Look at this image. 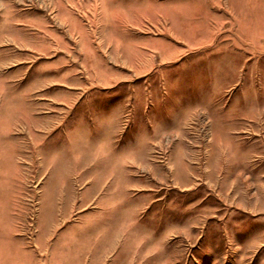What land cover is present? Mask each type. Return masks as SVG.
Segmentation results:
<instances>
[{
    "label": "rangeland",
    "instance_id": "374dc122",
    "mask_svg": "<svg viewBox=\"0 0 264 264\" xmlns=\"http://www.w3.org/2000/svg\"><path fill=\"white\" fill-rule=\"evenodd\" d=\"M141 259L264 264V0H0V264Z\"/></svg>",
    "mask_w": 264,
    "mask_h": 264
},
{
    "label": "crops",
    "instance_id": "0c3cea01",
    "mask_svg": "<svg viewBox=\"0 0 264 264\" xmlns=\"http://www.w3.org/2000/svg\"><path fill=\"white\" fill-rule=\"evenodd\" d=\"M125 78V77H124ZM152 199V201L156 200V197L153 195H151L150 200ZM150 203L148 204H143V208L142 205L140 206V208L138 207L137 211L139 210V214L141 212V210L145 209L146 206H148ZM134 207V206H133ZM157 227L155 226H150V227H144V226H140L139 230L145 232L146 234L143 235H139L137 236V241L135 240L134 242V250L136 249L138 243L140 242V240H145V241H150L151 243H154L153 246H157V247H161L163 246V244L165 242L169 243L170 242V231L168 233H166L165 235H160V234H155V232L157 231L156 229ZM161 231V230H160ZM144 260V259H143ZM143 260H139V261H134V264H143ZM169 263V261H168Z\"/></svg>",
    "mask_w": 264,
    "mask_h": 264
}]
</instances>
